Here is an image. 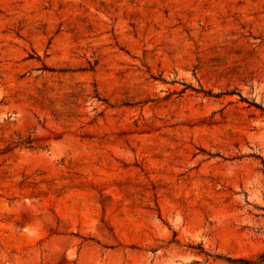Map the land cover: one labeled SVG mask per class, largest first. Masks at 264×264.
I'll use <instances>...</instances> for the list:
<instances>
[{
  "label": "rangeland",
  "instance_id": "obj_1",
  "mask_svg": "<svg viewBox=\"0 0 264 264\" xmlns=\"http://www.w3.org/2000/svg\"><path fill=\"white\" fill-rule=\"evenodd\" d=\"M264 0H0V264H264Z\"/></svg>",
  "mask_w": 264,
  "mask_h": 264
},
{
  "label": "trees",
  "instance_id": "obj_2",
  "mask_svg": "<svg viewBox=\"0 0 264 264\" xmlns=\"http://www.w3.org/2000/svg\"><path fill=\"white\" fill-rule=\"evenodd\" d=\"M261 261H264V255L262 256V260Z\"/></svg>",
  "mask_w": 264,
  "mask_h": 264
}]
</instances>
